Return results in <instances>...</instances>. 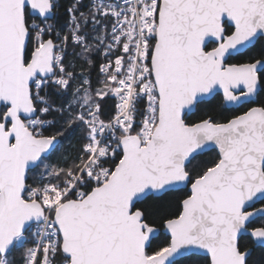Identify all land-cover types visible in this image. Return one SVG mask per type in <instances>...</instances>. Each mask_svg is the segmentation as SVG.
I'll return each instance as SVG.
<instances>
[{"label": "snow or ice", "instance_id": "snow-or-ice-1", "mask_svg": "<svg viewBox=\"0 0 264 264\" xmlns=\"http://www.w3.org/2000/svg\"><path fill=\"white\" fill-rule=\"evenodd\" d=\"M0 264H264V0H0Z\"/></svg>", "mask_w": 264, "mask_h": 264}, {"label": "trees", "instance_id": "trees-1", "mask_svg": "<svg viewBox=\"0 0 264 264\" xmlns=\"http://www.w3.org/2000/svg\"><path fill=\"white\" fill-rule=\"evenodd\" d=\"M210 107H213L216 109L217 112H223L226 115H231L233 111H236V109L227 108L225 105L222 104V95H218L215 99L211 100ZM67 146V141H65L63 147ZM208 155H211V153H209ZM203 158H207V156Z\"/></svg>", "mask_w": 264, "mask_h": 264}, {"label": "flooded vegetation", "instance_id": "flooded-vegetation-1", "mask_svg": "<svg viewBox=\"0 0 264 264\" xmlns=\"http://www.w3.org/2000/svg\"><path fill=\"white\" fill-rule=\"evenodd\" d=\"M235 62V61H234ZM227 107V105H225ZM227 108H234V107H227ZM235 109V108H234ZM259 206V205H258Z\"/></svg>", "mask_w": 264, "mask_h": 264}, {"label": "water", "instance_id": "water-1", "mask_svg": "<svg viewBox=\"0 0 264 264\" xmlns=\"http://www.w3.org/2000/svg\"><path fill=\"white\" fill-rule=\"evenodd\" d=\"M221 95H222V93H221ZM227 107H233V106H227Z\"/></svg>", "mask_w": 264, "mask_h": 264}]
</instances>
